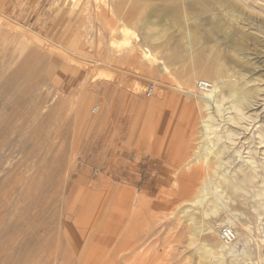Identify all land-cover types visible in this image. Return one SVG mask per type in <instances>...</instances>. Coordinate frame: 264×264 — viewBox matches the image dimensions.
Here are the masks:
<instances>
[{"label":"rangeland","instance_id":"1","mask_svg":"<svg viewBox=\"0 0 264 264\" xmlns=\"http://www.w3.org/2000/svg\"><path fill=\"white\" fill-rule=\"evenodd\" d=\"M117 1L0 0V264H264V13ZM212 69L218 108L195 99ZM253 161L256 196L211 186Z\"/></svg>","mask_w":264,"mask_h":264},{"label":"bare ground","instance_id":"2","mask_svg":"<svg viewBox=\"0 0 264 264\" xmlns=\"http://www.w3.org/2000/svg\"><path fill=\"white\" fill-rule=\"evenodd\" d=\"M76 2L77 0H67V2L68 3H70V5H75L73 2ZM254 1V0H253ZM240 2L242 3V4H246V5H248L249 4V2H251V1H248V0H240ZM254 3H255V5H254V7H253V5H252V8L253 9H255V11L256 12H259V13H264V0H255L254 1ZM120 0H118L117 1V5L118 6H120ZM65 5V4H64ZM251 5V4H250ZM249 5V6H250ZM248 6V7H249ZM252 8H249V9H252ZM252 9V11H254ZM261 15V14H260ZM184 54H185V51H184ZM178 56H179V54H177ZM199 57V59H201V57L200 56H198ZM220 72L218 71V70H216V69H212V70H210L206 75H207V77H209V78H211V82H212V87H211V89L209 90V91H207V92H201L200 90L198 91V93H196V96H195V99L197 100V101H203L204 103H205V105H216L217 106V108H218V101H219V98H220V96H221V86H219L217 83H215L214 81H212V80H214V79H216V80H219V78H220ZM203 80H205V79H203ZM85 84H89V80L88 79H84V81H83ZM192 82H193V78L192 77H190V78H187V79H185V85L187 86V87H189V86H191L192 85ZM93 84V83H92ZM97 85V84H96ZM91 86V85H90ZM243 87H244V85H243ZM186 88V87H185ZM240 88V87H239ZM89 89V88H88ZM190 90V89H189ZM183 91V90H182ZM185 91V90H184ZM192 91V90H191ZM186 92H188L189 93V96H190V94H191V92L190 91H188V88H187V91ZM193 92V91H192ZM231 96L230 97H232V99H233V101H234V103H235V106L237 107V108H241L242 106V104L243 103H245V102H247L248 100H249V102H251L250 101V97L252 98V93L251 92H249V91H245V90H241V88H240V90H238L237 89V87H233V88H231ZM194 94H195V92H194ZM188 95V94H187ZM192 95V94H191ZM188 96V97H189ZM194 97V96H193ZM255 100V99H254ZM262 101V99H256V101L254 102V104H255V106H260L261 105V102ZM252 103V102H251ZM86 104V103H85ZM254 106V105H253ZM84 107V106H83ZM235 107V108H236ZM222 108V107H221ZM258 108H260V107H258ZM223 110L225 109V108H222ZM222 110V111H223ZM217 111V110H216ZM225 111V110H224ZM83 113V112H82ZM242 113H243V111H242ZM245 113V112H244ZM84 114V113H83ZM81 115V114H80ZM82 116V115H81ZM150 116V115H149ZM85 120H89V121H91L90 119L91 118H93L90 114H88V112H85V115H83L82 116ZM167 117V116H166ZM242 120H244V119H242ZM149 121H150V125H154V124H156V123H152L151 122V117H150V119H149ZM193 122V121H192ZM194 123V122H193ZM240 123V122H239ZM195 124V123H194ZM171 125H172V122L168 119H166L164 122H162V126H163V131L165 130V132H164V134L163 135H167L169 132H170V129H171ZM193 125V124H192ZM206 125H208V124H206ZM208 126H210V125H208ZM133 128V127H132ZM132 131V130H131ZM234 131V130H233ZM238 131V130H237ZM263 131V130H262ZM226 133H228L227 131H225ZM224 133V132H223ZM231 133V132H230ZM239 135V134H238ZM231 136V135H230ZM238 137V136H237ZM262 137H264V136H262ZM257 139V138H256ZM224 144V143H223ZM259 160V159H258ZM261 160V159H260ZM224 163L225 162H220V164L218 165V166H220L218 169H216V170H214V174H213V177H212V179H210V184H211V186L213 185V183L214 182H218L219 180H220V182H221V179L222 180H225V182L224 183H226L227 182V185H228V188L229 189H233V190H236L238 193H239V195H240V190L241 191H244V190H246V187L244 186V182L243 181H247V180H249L250 178H252V176H254L253 174V169L252 168H254L255 166H256V162L255 161H253L252 163H250V165H248V166H246V167H249L248 169L250 170V171H247L246 170V167H244V168H240V164L237 166V167H235L230 173L229 172H227L225 169L223 170V169H221V167H223L224 166ZM263 164H264V162H263ZM245 165V164H244ZM263 167V166H262ZM198 168V167H197ZM213 168V167H212ZM199 169V168H198ZM240 169H241V171L243 172L242 173V175H240ZM255 169V168H254ZM263 169H264V167H263ZM262 169V170H263ZM195 170V169H194ZM200 170H201V168H200ZM255 170H259V169H255ZM261 171V170H260ZM202 172H203V170H202ZM207 172V171H206ZM184 173V172H183ZM263 173V172H262ZM199 174H200V172L199 171H195L194 173H193V175L191 174V176H187V177H185V179H187L188 178V181L189 182H187V184L185 185L184 183V185L180 188V190H179V193H178V196L180 195V198H182V199H189L192 195H193V193H195V195H196V191H197V185H198V182H199ZM207 174V173H206ZM260 174V173H259ZM190 175V174H189ZM208 175V174H207ZM203 176V175H202ZM181 177V176H180ZM179 177V178H180ZM203 177H205V176H203ZM182 178H184V177H182ZM262 178V177H261ZM201 180V179H200ZM206 180V179H205ZM183 181V180H182ZM184 181H186V180H184ZM203 181H204V179H203ZM201 183H203V182H200V184ZM221 183H223V181L221 182ZM246 183V182H245ZM220 184V183H219ZM202 186V185H201ZM198 187H200V186H198ZM201 188V187H200ZM199 190V189H198ZM247 192H249V197H254V196H256V189L255 190H250V189H247L246 190ZM197 194H198V192H197ZM194 196V195H193ZM199 196V195H198ZM245 197V196H244ZM247 197L248 196H246L245 198L247 199ZM178 198V197H177ZM193 198V197H192ZM215 200H216V202L217 203H219V204H221L222 203V200H223V193H220V192H215ZM248 201V200H247ZM256 204V203H255ZM257 206V205H256ZM80 208V207H79ZM261 208H262V206H261ZM78 208H76V210H77ZM79 210V209H78ZM79 212V211H78ZM260 212V211H259ZM79 215V214H78ZM76 221H77V219H76ZM80 222H82V221H80ZM228 222L230 223V224H233L232 222H231V220L230 219H228ZM77 223V222H76ZM81 225V224H80ZM219 227L220 226H212V225H209V229H211V238H213L214 236H215V233H216V231L219 229ZM224 227V225L219 229V231L220 230H222V228ZM219 235H221V232H219ZM236 239H240V237H239V235H238V237H236ZM230 245V244H229ZM223 247H225V249H226V252H228V254H232L233 253V251H234V246L233 245H231V246H228V245H226V244H223ZM101 258V257H100ZM99 258V259H100ZM92 259V258H91ZM98 259V260H99ZM111 261L110 262H108V263H106V264H113V263H115V260H114V258H111L110 259ZM97 261H95V262H93L92 264H95Z\"/></svg>","mask_w":264,"mask_h":264},{"label":"built area","instance_id":"3","mask_svg":"<svg viewBox=\"0 0 264 264\" xmlns=\"http://www.w3.org/2000/svg\"><path fill=\"white\" fill-rule=\"evenodd\" d=\"M211 87H212V82L210 80L199 81V90L201 92H207L211 89ZM150 94H151V90H148L147 95ZM221 236L224 242L230 243L235 239V232L231 226L227 225L222 228Z\"/></svg>","mask_w":264,"mask_h":264}]
</instances>
